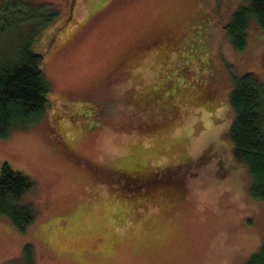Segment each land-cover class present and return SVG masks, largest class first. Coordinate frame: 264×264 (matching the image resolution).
Wrapping results in <instances>:
<instances>
[{"label": "rangeland", "instance_id": "374dc122", "mask_svg": "<svg viewBox=\"0 0 264 264\" xmlns=\"http://www.w3.org/2000/svg\"><path fill=\"white\" fill-rule=\"evenodd\" d=\"M242 1L35 0L59 12L33 48L49 103L42 119L0 139V170L7 162L32 178L21 201L36 220L20 232L0 215V264H25L27 245L34 264H247L259 252L264 200L251 195L228 136L234 79L251 72L264 83V30L251 23L241 51L225 37ZM169 35L175 45H151ZM168 76L180 83L163 106L151 97L168 92L162 82L174 86ZM206 78L214 95L200 99ZM58 128L71 152L56 145ZM204 152L168 190L144 185L137 200L96 173Z\"/></svg>", "mask_w": 264, "mask_h": 264}, {"label": "trees", "instance_id": "16d2710c", "mask_svg": "<svg viewBox=\"0 0 264 264\" xmlns=\"http://www.w3.org/2000/svg\"><path fill=\"white\" fill-rule=\"evenodd\" d=\"M58 14V9L50 3H37L35 0H0V139L6 138L16 129L30 126L45 114L49 103L50 85L41 68L43 56L33 48L36 40L57 20ZM253 22L264 30V0H243L231 20L223 26L225 37L233 48L241 51L246 47L249 27ZM198 34L201 37L204 30L198 31ZM194 52L197 53V49ZM169 78L170 76L166 80ZM176 78L169 79L174 86L162 82L160 88L164 90L168 87L169 92H175L174 87L180 83ZM207 96L209 95L200 94L199 98ZM230 104L234 118L228 136L235 160L247 167L251 195L264 200V83L251 72L235 78L230 93ZM56 138L53 137L61 150L72 151L66 137ZM185 156L188 158L187 164L200 165V155L195 159L187 154ZM185 156L179 162L183 161ZM202 156H205V152ZM204 161L205 158L202 164ZM179 162L168 164L167 170L163 165L149 169L163 168L165 174L175 169ZM144 165V162L137 161L132 165L114 169H99L96 173L102 179L115 180L114 183L118 184L122 192L130 193L132 200H137L142 195L136 190H141L145 184L132 179L128 172L135 173L139 168H145ZM119 169L121 174L116 175L115 171ZM221 171L225 173L224 169ZM170 180L176 178L170 177ZM170 182L166 179L158 180L154 184L159 185H152L148 189L151 192L158 188L168 190ZM32 190V178L12 169L7 162L3 163L0 170V215L10 219L20 232H24L36 220L34 207L21 201L22 196ZM24 258L25 264H34L32 248L29 245L24 248ZM247 264H264V244Z\"/></svg>", "mask_w": 264, "mask_h": 264}, {"label": "flooded vegetation", "instance_id": "af4514ba", "mask_svg": "<svg viewBox=\"0 0 264 264\" xmlns=\"http://www.w3.org/2000/svg\"><path fill=\"white\" fill-rule=\"evenodd\" d=\"M171 39H173L172 35L162 36V37L159 38V40H156V41L152 42L151 45L152 46H157V49L162 52V50L166 49L167 46L169 47V45L173 46V45L176 44V41H174L172 44H169L168 41H171ZM201 87H202L201 94H203V95L214 94L213 93L214 84H213L212 80H210V78L209 79L208 78L204 79L203 80V86H201ZM167 93H162L163 94L162 95L161 93H159V91H153L152 97H151L152 101H154L156 103L159 98H163L164 97L162 99L163 104H161V105L167 106V104H171L169 100H166V98L169 99V98L173 97L174 92H169L168 91ZM67 106H70V105L67 104ZM65 112H66V110H65ZM53 137H59L60 139L64 138V135L62 134L60 128H58L56 130V134H54ZM200 156H201V158L199 160H201L200 161V165H201L202 164V160L205 158L206 154H205L204 157L202 155H200ZM187 160H188V158L185 156L183 161H181L177 165H175V166H177L175 169L170 170L171 173L167 172V173L164 174L163 169L153 170V169H149V168L145 169V168L142 167V169L139 168L138 170H136L135 173H129L128 172V174L132 177V179H135L138 183L145 184V185L148 186L149 184L155 183L158 180H162V179L170 180V177L178 178L179 177V171L182 170V168L187 169V168H190L191 166H193V165H190L191 163L187 164L186 163ZM175 166H173V167H175ZM144 167H146V165H144ZM141 170H142V172H141ZM165 170H167V169L165 168ZM115 174L116 175L121 174V169H119V171H115Z\"/></svg>", "mask_w": 264, "mask_h": 264}, {"label": "clouds", "instance_id": "9594fccd", "mask_svg": "<svg viewBox=\"0 0 264 264\" xmlns=\"http://www.w3.org/2000/svg\"><path fill=\"white\" fill-rule=\"evenodd\" d=\"M177 134H180V130L179 129H177Z\"/></svg>", "mask_w": 264, "mask_h": 264}]
</instances>
